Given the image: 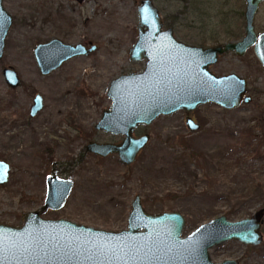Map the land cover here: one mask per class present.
I'll list each match as a JSON object with an SVG mask.
<instances>
[{
	"label": "rangeland",
	"instance_id": "1",
	"mask_svg": "<svg viewBox=\"0 0 264 264\" xmlns=\"http://www.w3.org/2000/svg\"><path fill=\"white\" fill-rule=\"evenodd\" d=\"M152 1L165 26L172 23L175 37L185 43L210 47L244 33V0ZM139 2L3 0L13 23L0 58V159L10 166L8 180L0 184V223L20 225L24 213L40 209L52 161L59 163L57 174L73 178L74 186L64 206L45 211L44 218L119 231L127 228L131 201L139 195L149 213L179 211L185 236L221 214L236 220L264 205V162L230 148L247 126L264 144V67L252 47L242 56L224 53L210 67L216 75L233 72L246 78L250 103L233 109L213 102L197 106L192 115L200 128L193 132L182 110L159 115L135 130L150 138L129 166L116 154L84 152L89 140L123 138L94 125L111 104L106 95L110 81L143 67L128 57L137 37ZM253 24L257 33L264 31V1ZM51 38L96 49L42 75L33 50ZM5 66L17 71L21 85L12 88L5 82ZM35 93L42 95L44 106L31 117ZM208 176H213L210 191ZM208 252L214 262L240 258V264H264V239L254 248L226 241Z\"/></svg>",
	"mask_w": 264,
	"mask_h": 264
},
{
	"label": "water",
	"instance_id": "2",
	"mask_svg": "<svg viewBox=\"0 0 264 264\" xmlns=\"http://www.w3.org/2000/svg\"><path fill=\"white\" fill-rule=\"evenodd\" d=\"M82 2L83 0H77ZM263 0H244V33L236 41L210 47L186 44L177 40L172 28L164 27L163 19L152 0L137 5V38L129 49V60H144L141 72L121 74L111 80L107 96L109 109H103L95 128L122 134L118 143L90 141L87 152L100 156L115 153L124 165L131 164L143 149L149 135L133 136L139 125H149L159 115L185 113V124L195 131L199 125L192 111L199 105L213 102L225 109L248 104V81L235 73L216 75L210 66L220 55L234 52L238 56L252 47L264 67V31L255 32L253 19ZM11 17L0 0V57ZM95 49L81 44H65L57 39L38 44L34 57L42 74H48L76 55H87ZM5 82L11 87L20 84L17 71L2 68ZM43 108V99L36 94L30 115ZM10 167L0 159V184L8 180ZM73 186L71 179L58 177L54 171L46 176V192L39 210L23 214L20 225L0 223V260L3 264H236L233 260L211 261L208 248L234 239L247 244L262 240L260 232L264 207L251 216L230 221L219 215L201 224L186 237H180L185 224L178 211L147 212L139 196L131 203L127 228L114 231L94 228L67 219L44 218L47 210L63 207Z\"/></svg>",
	"mask_w": 264,
	"mask_h": 264
},
{
	"label": "flooded vegetation",
	"instance_id": "3",
	"mask_svg": "<svg viewBox=\"0 0 264 264\" xmlns=\"http://www.w3.org/2000/svg\"><path fill=\"white\" fill-rule=\"evenodd\" d=\"M73 1L77 2L78 4H81V3L83 2V1H82V2H78L77 0H73ZM263 1H264V0H263ZM263 1H262V2H263ZM152 2H153V1H152ZM262 2H261V3H262ZM261 3L259 4V6L261 5ZM153 4H154V3H153ZM1 5H2V8H3V9L9 14V16L11 17V24H10V27H11V25H12V23H13V16H12V14L6 9V7L3 5V0H1ZM155 7H156V6H155ZM244 7H245V3H244ZM156 8H157V7H156ZM258 8H259V7H258ZM157 9H158V8H157ZM257 10H258V9H257ZM158 11H159V10H158ZM256 12H257V11H256ZM159 13H160V12H159ZM255 14H256V13H255ZM242 16H243V13H242ZM161 17H162V16H161ZM162 19H163V18H162ZM253 20H254V19H253ZM25 22H26V21H25ZM163 24H164V21H163ZM244 24H245V23H244ZM253 25H254V24H253ZM10 27L8 28V31H9ZM164 27H166V28H167V27L172 28L173 35H174V37H175V34H174V27L172 26V23H170L169 26H165V24H164ZM136 30H137V29H136ZM8 31H7V33H8ZM255 32H256V31H255ZM262 32H263V31H262ZM259 33H261V32H259ZM259 33L256 32L257 35H258ZM6 36H7V34H6ZM6 36H5V40H4V46H5V42H6ZM136 38H137V37H136ZM175 38H176V37H175ZM52 39H57V38H51V39L47 40L46 42H48V41H50V40H52ZM176 39H177V38H176ZM57 40H59V39H57ZM177 40H178V39H177ZM59 41H61V40H59ZM135 41H136V39H135ZM135 41H134V42H135ZM179 41H180V40H179ZM46 42H39V43L36 44V46H37L38 44H43V43H46ZM61 42H62V41H61ZM134 42H133V43H134ZM181 42H183V41H181ZM63 43H64V42H63ZM133 43H132V44H133ZM184 43H185V42H184ZM65 44H68V43H65ZM76 44H81V45H83V46L86 47V48H89L91 45H94V44H90L89 46H86V45H84V44H82V43H76ZM132 44H131V46H132ZM186 44H188V43H186ZM71 45H75V44H71ZM36 46H35V47H36ZM131 46H130V48H131ZM35 47H34V48H35ZM130 48H129V49H130ZM95 49H96V45H95ZM95 49H94V50H95ZM94 50H93V51H94ZM247 50H248V49H247ZM33 51H34V50H33ZM93 51H91V52H93ZM91 52H90V53H91ZM90 53H89V54H90ZM87 55H88V54H87ZM2 56H3V54H2ZM2 56H1V57H2ZM76 56H80V55H76ZM76 56H73V57H76ZM1 57H0V58H1ZM73 57H71V58H73ZM128 57H129V51H128ZM71 58H69V59H71ZM69 59H67V60H69ZM67 60L63 61V62L60 64V66H61L64 62H66ZM130 61H131V60H130ZM141 61L143 62V67H142V69H141L140 71H136V72H135V71H130V72H135V73H137V72H141V71L143 70V68H144V60H141ZM60 66H59V67H60ZM59 67H57V68H59ZM210 67H211V66H210ZM57 68H56V69H57ZM54 70H55V69H54ZM54 70H52V71H54ZM39 71H40V70H39ZM52 71H51V72H52ZM51 72H50V73H51ZM130 72H128V73H130ZM40 73H41V72H40ZM50 73H48V74H50ZM41 74H42V73H41ZM122 74H126V73H122ZM42 75H47V74H42ZM120 75H121V74H120ZM118 76H119V75H118ZM116 77H117V76H116ZM19 78H20V77H19ZM114 78H115V77H114ZM114 78H113V79H114ZM113 79H112V80H113ZM110 82H111V81H110ZM21 84H22V82H21V79H20V84H19V85H21ZM109 84H110V83H109ZM10 87H11V86H10ZM17 87H18V86H17ZM108 87H109V86H108ZM12 88H15V87H12ZM106 92H107V91H106ZM36 94H39V93H35L34 96H33V98L35 97ZM40 95H41V94H40ZM106 95H107V94H106ZM41 97H42V95H41ZM33 98H32V103H33ZM42 99H43V97H42ZM110 100H111V99H110ZM32 103H31V105H32ZM31 105H30V108H29V116H31V115H30ZM43 106H44V100H43ZM110 106H111V104H110ZM110 106H109V108H110ZM109 108H104V109H109ZM42 109H43V108H42ZM42 109H41V110H42ZM41 110H40V111H41ZM102 110H103V109H102ZM102 110H101V112H102ZM40 111H39V112H40ZM182 111H183V110H182ZM39 112H38V113H39ZM183 112H184V111H183ZM38 113H37V114H38ZM37 114H36V115H37ZM192 114H193V111H192ZM100 115H101V114H100ZM34 116H35V115H34ZM34 116H31V117H34ZM192 117H193V115H192ZM193 120L199 125V127H198V129H197V130H199V128H200V124H199L194 118H193ZM98 121H99V120H98ZM98 121H97V122H98ZM153 121H154V120H153ZM184 121H185V113H184ZM97 122H96V123H97ZM96 123H95V124H96ZM139 126H143V125H139ZM139 126H137V127L134 129V131H133V136L138 137V136H141V135H144V134H148V133H142V134H138V135H136V134H135V130H136ZM94 128H95V125H94ZM95 129H96V128H95ZM197 130H195V131H197ZM192 132H193V131H192ZM109 133H110V132H109ZM111 134H112V133H111ZM117 135H122V134H117ZM148 135H149V134H148ZM122 136H123V135H122ZM149 138H150V135H149ZM122 139H123V138H122ZM122 139H121V140H122ZM121 140H120V141H121ZM90 141H94V140H89L88 142H90ZM120 141H119V142H120ZM88 142H87V143H88ZM95 142H96V141H95ZM87 143H86V144H87ZM99 143H100V142H99ZM102 143H103V142H102ZM110 143H113V142H110ZM115 143H118V142H115ZM86 144H85V146H86ZM85 146H84V147H85ZM144 148H145V147H144ZM144 148H143V149H144ZM143 149H141V150H143ZM141 150H140V151H141ZM140 151L138 152V154L140 153ZM84 152H86V151L84 150ZM87 152H89V151H87ZM91 153H92V152H91ZM93 154H94V153H93ZM111 154H115V153H111ZM138 154H137V155H138ZM95 155H97V154H95ZM108 155H110V154H108ZM108 155H107V156H108ZM98 156H100V155H98ZM100 157H106V156H100ZM136 157H137V156H136ZM135 159H136V158H135ZM134 161H135V160H134ZM134 161H133V162H134ZM133 162H132V163H133ZM132 163H131V164H132ZM58 164H59V163H58L57 161H52V162H51V169H50V173H49V174H51V172L54 171L55 174H56L58 177H60V176L57 174ZM131 164H129V165H131ZM8 165H9V164H8ZM129 165H125V166H129ZM9 167H10V166H9ZM9 172H10V171H9ZM49 174H47V175H49ZM47 175H46V176H47ZM8 177H9V176H8ZM60 178H63V179H71V180L73 181V186H74V180H73V178H64V177H60ZM45 186H46V178H45ZM73 186H72V188H73ZM71 190H72V189H71ZM45 192H46V191H45ZM136 196H139V195H135L134 198H135ZM67 198H68V197H67ZM134 198H133V200H134ZM139 198H140V200H141V197H140V196H139ZM66 200H67V199H66ZM133 200H132V201H133ZM132 201H131V203H132ZM65 202H66V201H65ZM64 204H65V203H64ZM141 204H142V201H141ZM63 206H64V205H63ZM142 206H143V205H142ZM262 207H264V205L261 206V207H259V208H257L256 210H254L250 215L245 216V217H241L240 219H243V218H246V217L251 216L255 211H257L258 209H260V208H262ZM61 208H62V207H61ZM61 208H60V209H61ZM143 208H144V207H143ZM130 210H131V205H130ZM171 211H177V210H171ZM129 212H130V211H129ZM178 212H179V211H178ZM159 213H160V212H159ZM179 213H180V212H179ZM128 215H129V213H128ZM221 215H224V214H221ZM225 216H226V215H225ZM184 218H185V217H184ZM226 218H227L228 220H230V221H235V220H231V219H229L227 216H226ZM49 219H51V218H49ZM58 219H59V218H58ZM62 219H63V218H62ZM127 219H128V217H127ZM212 219H213V218H212ZM240 219H236V220H240ZM210 220H211V219H210ZM263 223H264V215H263ZM263 223L261 224V228H260V232H261V234H262V240H261L260 243H257V244H247V243H243V242H241V241L234 240V239H229V240H226V241H231V240H233V241H237V242H239V243H241V244H243L244 246L249 247V248L257 247L258 245H260V244L262 243V241H263V239H264V234H263V231H262V225H263ZM184 225H185V224H184ZM182 229H183V228H182ZM194 230H195V229H194ZM189 234H190V233H189ZM187 235H188V234H187ZM180 237H186V235L183 236L182 233H181ZM226 241H223V242H221V243H224V242H226ZM221 243L215 244V245H213V246H217V245H219V244H221ZM213 246H212V247H213ZM212 247H210V248H212ZM210 248H208V251H209ZM208 255H209V252H208ZM209 258H210V256H209ZM210 259H211V258H210ZM224 260H233V261L236 262V264H240V258H230V259H224ZM224 260H222V261H220V262H223ZM211 261L214 262L213 260H211ZM220 262H214V263H220Z\"/></svg>",
	"mask_w": 264,
	"mask_h": 264
},
{
	"label": "trees",
	"instance_id": "4",
	"mask_svg": "<svg viewBox=\"0 0 264 264\" xmlns=\"http://www.w3.org/2000/svg\"><path fill=\"white\" fill-rule=\"evenodd\" d=\"M258 137V135L254 134V130L252 127H246L242 130V133L240 134L239 137L235 138L234 140L232 139L230 148L232 150H243L246 155L251 156L254 158V160H259L264 162V144L261 143V139ZM260 143H257V142ZM263 147V148H262ZM209 178V191H210V186L213 180V176H208ZM247 186L245 189H247ZM264 197V195H263ZM264 201V198H263Z\"/></svg>",
	"mask_w": 264,
	"mask_h": 264
},
{
	"label": "snow or ice",
	"instance_id": "5",
	"mask_svg": "<svg viewBox=\"0 0 264 264\" xmlns=\"http://www.w3.org/2000/svg\"><path fill=\"white\" fill-rule=\"evenodd\" d=\"M0 264H3V261L2 260H0Z\"/></svg>",
	"mask_w": 264,
	"mask_h": 264
}]
</instances>
